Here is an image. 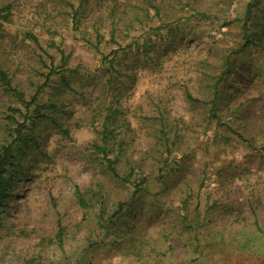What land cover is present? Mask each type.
I'll return each instance as SVG.
<instances>
[{"label": "rangeland", "instance_id": "rangeland-1", "mask_svg": "<svg viewBox=\"0 0 264 264\" xmlns=\"http://www.w3.org/2000/svg\"><path fill=\"white\" fill-rule=\"evenodd\" d=\"M249 1L0 0V69L48 117L30 125L35 105L0 84V146L17 125L31 138L0 264H264V0L245 36Z\"/></svg>", "mask_w": 264, "mask_h": 264}, {"label": "trees", "instance_id": "trees-1", "mask_svg": "<svg viewBox=\"0 0 264 264\" xmlns=\"http://www.w3.org/2000/svg\"><path fill=\"white\" fill-rule=\"evenodd\" d=\"M151 0H147V3H149ZM180 2V0H175ZM162 2H160V5ZM257 5L256 0H250L244 10L243 17H242V30L244 35L247 34L248 31V24H250V21L252 20L253 16V8H256ZM154 8V14H159V7H152ZM10 6H5L0 9V19H2L4 22L9 21L11 13L9 12ZM260 10V9H259ZM196 15L199 18H205L206 15L201 13L200 11L195 10ZM246 36V35H245ZM245 39L247 37H244ZM0 84L3 86V91L9 94H12L19 103L23 104L26 109L30 105H35L33 111L35 112V115L31 117L30 119V125H34L35 120L46 119L48 118L47 115H43L42 113H39V106H37L35 97H32L29 102H26L23 100V96L21 93L17 92L13 87L10 85V78L7 76V74L0 69ZM37 106V107H36ZM43 108V107H42ZM15 112L20 113L19 109H15ZM21 126L23 125H17L16 129H14L15 132V139L11 142H9L6 145L0 146V215L4 213L7 201L10 199L11 194L13 192V187L17 181L18 175L20 174V167L17 163V159L19 157V154L21 151H19L15 146L16 144H27V142L31 141L30 137H25V135L21 131ZM106 135V133H105ZM105 139V136H104ZM99 149V147H96ZM102 150L103 149H99ZM110 172L116 176L115 169L111 168ZM138 190H135L134 194H136ZM78 194V192H76ZM78 196V203L81 208H85V200L82 198L81 195Z\"/></svg>", "mask_w": 264, "mask_h": 264}]
</instances>
